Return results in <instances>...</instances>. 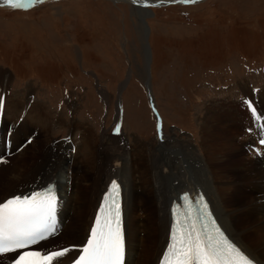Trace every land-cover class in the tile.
<instances>
[{
  "label": "rangeland",
  "instance_id": "1",
  "mask_svg": "<svg viewBox=\"0 0 264 264\" xmlns=\"http://www.w3.org/2000/svg\"><path fill=\"white\" fill-rule=\"evenodd\" d=\"M37 1L26 8L0 2L2 103L6 106L8 98L29 93L23 107L35 102L45 104L47 111L42 115L52 126L46 137L32 121L27 124L31 136L25 141L29 144L23 147L27 149L25 154L35 148V141H39L41 149H47L38 152L33 161L40 164L52 158V163H58L56 157L66 156L65 171L71 169L86 185H102L111 176L112 163L122 153L121 148L115 149L116 134L120 133L115 128L120 122L127 135L124 140L131 143L128 150L133 148L132 143L144 142L149 165L157 162L158 167L167 168L165 161L160 162L158 138L161 135L174 136L176 145L198 146L204 127L207 130V125L212 123L227 128L232 148L242 147L240 159L248 163L250 154L259 158L248 141L259 142L248 136L247 129L235 130V121L248 118L254 103L264 99V0H198L149 5L152 15L145 21L150 31V69L144 51L140 11L130 2ZM149 90L163 116L164 129L158 131L159 135ZM213 108L219 113L226 112V119L205 120L206 112ZM5 127V134L1 136L9 149L11 146L4 138L10 124ZM88 131L99 135L95 148L96 155L104 161L101 167L98 160L96 167L89 168L85 146L82 145L80 156L72 152L90 137ZM10 133L7 138L15 142ZM12 151L15 154L20 150ZM12 167H7V174ZM31 167L30 163L23 165L22 174H32ZM15 169L19 168L14 166L12 170ZM48 169L45 167V171ZM5 178L0 194L11 189L8 184L12 179L5 181ZM133 179L134 184L149 193L151 173L137 172ZM76 191V200L73 205L70 203L72 210L65 215L67 223L77 205ZM148 206L144 203L135 209L142 220ZM77 224L83 226L84 220L76 217L75 227ZM66 228L56 234V240L40 246L56 249L69 243L62 237L65 234L74 237L77 232L71 234ZM244 236L254 247L252 236L248 232ZM147 241L145 233L146 244ZM140 250L139 244L137 259Z\"/></svg>",
  "mask_w": 264,
  "mask_h": 264
},
{
  "label": "bare ground",
  "instance_id": "2",
  "mask_svg": "<svg viewBox=\"0 0 264 264\" xmlns=\"http://www.w3.org/2000/svg\"><path fill=\"white\" fill-rule=\"evenodd\" d=\"M115 1H128L139 9V18L143 24L144 51L147 66H149L147 68L150 69L152 56L148 44L150 31L145 21L152 15L149 5H167L166 3L172 2L184 3L183 0ZM0 2L5 3L7 0H0ZM149 81L150 79H148V85ZM13 98H8L6 106L3 105V109L0 111V134L3 135L7 128L5 126L10 124V127H8L11 131L10 136L16 138L15 142L12 143V149L18 150L19 147L21 148L19 153L16 152L12 156H7L11 152V147L7 148L3 136L0 135V159H2L1 157H6L3 159L6 162H0V186L5 177H7L5 181L12 179V183L8 184L11 189L7 188L3 191L0 194V200L13 194H27L33 189L46 186L50 181L57 183L58 195L61 198L57 213L59 221L58 232L64 226L65 228L67 227L66 231L71 234L77 232L78 236L82 232L78 239L77 236L67 237L65 234L66 236L64 235L62 239H67L65 241H69V243H65V245H61L56 249H43L40 245L50 240H56L57 235L51 236L35 246V248L40 246L42 248L40 250L44 252L61 250L67 247L66 245H70L69 251L65 256L58 258L53 264H69L78 256L79 253L74 246H81L84 243L89 229L93 226V218L98 214V208L112 180L120 181L123 188L125 264H160L162 253L165 251L169 241L171 227L170 208L173 200L178 199L181 192L187 190L197 191L199 189L203 190L207 195L214 213L229 236L250 257L259 264H264V145L252 143V139L248 141V146L252 148L255 156H259L257 159L260 160L258 161L250 154L248 164L239 158V151L242 147H231L230 133L227 128L220 125L216 126L215 123L207 125V130L204 127V131L201 134V142L198 143V146L189 143L176 145L174 144L176 139L174 136L169 138L167 135H161L158 138V150L161 153L160 162L165 161L167 169L158 167L157 162L150 165L146 163V160L150 162V157L146 153L144 142L142 144L136 141V143H132L133 148L130 147L128 150L131 143L124 140V138L127 139V135L121 129L120 133L116 134L115 149L120 150L119 148H121L122 151L120 152L122 153L112 163L111 176L102 185H95V183L86 185L82 179L78 180L77 176H74V171L71 169L65 171L66 156L56 157V162L58 163H52V158L40 164L33 161L38 152L47 151L44 147L42 149L39 147V141H35V148L25 154L27 152L26 147L29 146L25 141L31 136L29 134L30 129L26 128L27 124H31L30 122L32 121V124L38 126L40 128L39 131H42L46 137L51 133L52 126L49 125L47 120H44L45 117L42 115L43 112L46 113L47 111L45 104L35 102L29 107H23L29 100V93L17 95ZM252 107L256 108L257 111L255 113L250 112L249 117L245 120L238 118L235 121V130L247 129L248 136L259 142L260 136L264 134V127H262L264 125V99L257 104L254 103ZM225 113H219L216 108H213L206 112L205 120L214 121L221 119L224 121L227 116ZM238 114L240 115L239 110ZM68 127L72 128V125ZM259 128L261 130L257 131ZM88 135L90 137L87 140L85 139V143L82 141L81 145L75 146L76 156L82 154L83 145L85 146V158L89 163V168L96 167L98 160L101 167L104 161L102 163L99 156L96 155L95 148L99 135H92L91 131H88ZM25 143L26 147L23 149ZM69 155H72L71 152ZM256 161H258V165ZM29 163L32 166L29 172L33 175H27L28 172L22 174L24 171L23 165ZM12 166H16L19 169L12 170ZM47 166L49 169L45 171ZM7 167H12L8 174ZM146 171L152 174V180L149 183V193H145L142 187L140 188L133 183V175L135 173L139 172L144 175ZM93 181L95 182L96 180L94 179ZM75 189L78 191V203L76 202V207H73L72 218L67 223L65 215L69 210H72L70 203L73 205L76 200L74 198ZM144 203H148L149 206L142 220L135 213V209L141 207ZM76 217L84 220L83 226L77 224L75 227L74 221ZM74 227L75 231L72 232ZM239 227H241V230ZM244 232H248L252 236L254 247L248 244L249 242L245 239ZM145 233L148 239L147 244L145 243ZM137 243L140 244L141 249V255L140 257L138 256V259L136 252H138L137 247H139V244ZM12 256L13 254L4 255L0 264H8Z\"/></svg>",
  "mask_w": 264,
  "mask_h": 264
},
{
  "label": "snow or ice",
  "instance_id": "3",
  "mask_svg": "<svg viewBox=\"0 0 264 264\" xmlns=\"http://www.w3.org/2000/svg\"><path fill=\"white\" fill-rule=\"evenodd\" d=\"M183 2L195 3L196 0ZM7 3L14 8H26L35 0H7ZM2 99L0 97V111L3 109ZM248 106L251 107V102ZM256 111L251 107V113ZM158 128L162 131V125ZM115 131L119 132L120 128L117 126ZM259 143L264 145V134ZM0 162L6 161L0 159ZM120 188L116 180L110 181L84 243L74 246L79 254L73 264H125ZM60 199L57 183L50 181L27 194H13L0 200V261L11 253L16 255L10 257V264H53L65 256L69 251L67 247L44 252L29 250L30 246L58 233ZM183 199L189 201L188 195L185 194ZM203 209L205 223L197 224L196 218L187 213L181 219L177 208L171 242L162 253L161 264H257L224 234L215 219H208L211 213L206 203ZM193 211L189 203L188 212Z\"/></svg>",
  "mask_w": 264,
  "mask_h": 264
},
{
  "label": "water",
  "instance_id": "4",
  "mask_svg": "<svg viewBox=\"0 0 264 264\" xmlns=\"http://www.w3.org/2000/svg\"><path fill=\"white\" fill-rule=\"evenodd\" d=\"M39 1H42V0H39Z\"/></svg>",
  "mask_w": 264,
  "mask_h": 264
}]
</instances>
